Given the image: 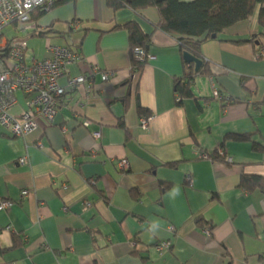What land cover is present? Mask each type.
<instances>
[{
    "label": "crops",
    "instance_id": "1",
    "mask_svg": "<svg viewBox=\"0 0 264 264\" xmlns=\"http://www.w3.org/2000/svg\"><path fill=\"white\" fill-rule=\"evenodd\" d=\"M257 12L202 46L208 72L182 102L175 81L186 64L197 73L204 64L196 71L176 38L156 29V8L75 0L33 12L35 29L22 26L17 37L28 43V61L45 59L49 45L71 47L82 60L59 79L66 94L53 125L36 116L38 129L24 138L0 126V206L12 204L0 210V264H264ZM133 23L152 39L153 58L140 71L133 70ZM12 39L3 35L0 47ZM106 72L113 76L103 81ZM30 98L17 93L11 114L29 113ZM248 178L263 187H244ZM163 242L171 247L160 252Z\"/></svg>",
    "mask_w": 264,
    "mask_h": 264
},
{
    "label": "built area",
    "instance_id": "2",
    "mask_svg": "<svg viewBox=\"0 0 264 264\" xmlns=\"http://www.w3.org/2000/svg\"><path fill=\"white\" fill-rule=\"evenodd\" d=\"M60 0H0V36H3V30L9 26L23 25L35 27L32 25V13L35 11L41 13L49 12ZM0 51L6 58L5 63H0V126L14 137H28L38 129L36 116L43 117L50 125L55 120L64 104L66 91L59 84V79L68 74V66L76 64L82 60L79 53L71 47L63 45H49L47 47V57L43 60L32 59L28 61L26 52L28 43L21 38H14L8 41ZM0 53V56H2ZM134 61L145 63L150 61L153 56L147 55L141 48L134 50ZM258 58L264 59V50H260ZM113 73L106 72L102 75L103 81H108ZM87 77L71 79L70 85L77 87L83 84ZM23 92L29 95L30 112L20 117L11 114L10 110L16 104V95ZM215 95L218 97L217 92ZM220 99H225L221 97ZM151 116H145L141 119L143 127L150 124ZM90 123H86L88 127ZM65 130V129H64ZM97 139L100 133H94ZM205 152L198 151V155L204 156ZM220 155L225 160V153L220 150ZM27 158L19 160L21 165L27 163ZM121 166H127V161H122ZM191 183L190 177H188ZM29 192L24 191L23 196H28ZM12 204L2 203L0 210L8 209ZM174 231L173 227H170ZM211 237L212 232L209 228L205 230ZM136 245L135 243L133 244ZM171 247L170 242H163L157 246L158 251L168 250Z\"/></svg>",
    "mask_w": 264,
    "mask_h": 264
},
{
    "label": "trees",
    "instance_id": "3",
    "mask_svg": "<svg viewBox=\"0 0 264 264\" xmlns=\"http://www.w3.org/2000/svg\"><path fill=\"white\" fill-rule=\"evenodd\" d=\"M69 1L75 0H60L52 9ZM109 3L114 8L120 5H130L136 10L156 8L160 15V22L156 29L175 37L182 53H189L203 61L204 65L198 73L195 72L192 64H186L185 76L175 81V94L179 102L192 96L194 80L208 72V65L202 54V46L205 43L218 39L237 24L251 20L256 11L259 13L261 27V33L257 37H264V0H195L193 2L185 0H109ZM39 13L40 15L45 14ZM128 30L132 51L141 48L147 55H150L151 37L145 35L135 23L129 24ZM260 44L258 50L263 46L262 41ZM147 62L149 60L142 64L134 61L133 70L140 71ZM226 139L244 142L250 138L248 135H230ZM248 181H246L248 186H246L247 183H243L248 189L263 187L259 179L248 178ZM206 228L211 230L210 227Z\"/></svg>",
    "mask_w": 264,
    "mask_h": 264
},
{
    "label": "rangeland",
    "instance_id": "4",
    "mask_svg": "<svg viewBox=\"0 0 264 264\" xmlns=\"http://www.w3.org/2000/svg\"><path fill=\"white\" fill-rule=\"evenodd\" d=\"M23 25H19V31H16L13 26L6 27L3 31V35L6 38H17L19 35L21 36L22 32L21 31Z\"/></svg>",
    "mask_w": 264,
    "mask_h": 264
},
{
    "label": "water",
    "instance_id": "5",
    "mask_svg": "<svg viewBox=\"0 0 264 264\" xmlns=\"http://www.w3.org/2000/svg\"><path fill=\"white\" fill-rule=\"evenodd\" d=\"M184 57H185L186 62L194 63L196 65V71H198L201 68V66L203 65V61L202 60L192 56L189 53H185Z\"/></svg>",
    "mask_w": 264,
    "mask_h": 264
}]
</instances>
